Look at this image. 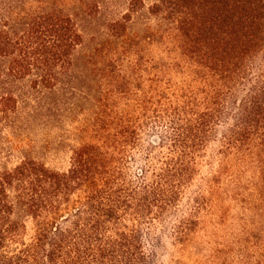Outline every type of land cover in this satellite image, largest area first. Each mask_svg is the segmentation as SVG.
<instances>
[{
	"label": "trees",
	"instance_id": "trees-1",
	"mask_svg": "<svg viewBox=\"0 0 264 264\" xmlns=\"http://www.w3.org/2000/svg\"><path fill=\"white\" fill-rule=\"evenodd\" d=\"M35 14L0 31V58L52 89L83 37L61 11ZM152 14L173 26L162 66L182 87L140 122H99L67 171L0 169V264H264V0H157Z\"/></svg>",
	"mask_w": 264,
	"mask_h": 264
},
{
	"label": "rangeland",
	"instance_id": "rangeland-1",
	"mask_svg": "<svg viewBox=\"0 0 264 264\" xmlns=\"http://www.w3.org/2000/svg\"><path fill=\"white\" fill-rule=\"evenodd\" d=\"M132 1L0 0V31L19 36L35 13L57 10L72 18L83 37L73 52L72 70L52 89L33 76H10L11 60L0 58V169L15 168L29 158L67 171L74 150L95 141L99 122L125 125L132 116L140 122L144 108L156 106L160 90L182 87L178 81L185 75L162 66L176 58L175 40L163 38L173 26L160 28V18L152 14L157 0H135L134 8ZM118 21L121 27L115 31ZM152 94L154 102L146 105L144 98ZM158 142L156 134L147 140L157 148ZM206 165L199 178L209 176ZM170 249L165 261L175 254Z\"/></svg>",
	"mask_w": 264,
	"mask_h": 264
}]
</instances>
